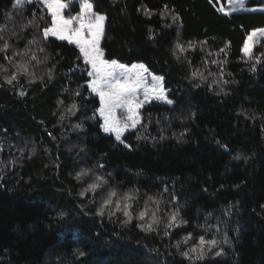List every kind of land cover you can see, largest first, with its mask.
Instances as JSON below:
<instances>
[{"label":"trees","instance_id":"1","mask_svg":"<svg viewBox=\"0 0 264 264\" xmlns=\"http://www.w3.org/2000/svg\"><path fill=\"white\" fill-rule=\"evenodd\" d=\"M89 1L105 17V59L164 76L175 103H146L141 124L116 141L100 129L79 49L54 37L29 45L37 28L21 31L30 20L51 24L46 7L0 0V35L10 44L0 52V264H264V38L242 52L264 27V0L230 10L228 0ZM26 50L41 63L14 55ZM25 61L35 75L7 84L3 77ZM81 169L92 173L77 180ZM95 175L135 194L130 222L114 205L97 215L100 194L80 195ZM149 196L165 211L175 196L185 223L141 230L137 214ZM201 235L215 236L223 254L182 256Z\"/></svg>","mask_w":264,"mask_h":264},{"label":"snow or ice","instance_id":"2","mask_svg":"<svg viewBox=\"0 0 264 264\" xmlns=\"http://www.w3.org/2000/svg\"><path fill=\"white\" fill-rule=\"evenodd\" d=\"M33 0H13L14 6L19 7L23 3H32ZM51 15V24L47 26H40L37 21H28L21 27V31L28 27L37 28V35L33 37V40L29 41V45H47V42L51 37L58 40L68 41L70 44H75L79 49L80 57L83 58L85 65L89 66L86 71L89 80L86 81L88 89L99 96L100 107L96 109L103 122L100 124V129L104 133L113 134L116 141L124 143L122 135L129 128L135 129L138 124H141V117L139 116L138 109L143 104L148 103L150 100L163 101L166 104L172 105L175 102L168 98L167 89L164 87V76L151 75L148 68L144 64H133L131 68L120 64L117 60L104 59V51L100 47V39L103 35V22L105 17L92 10L93 6L89 3V0H81V10L75 17L65 19L61 15V11L67 7L62 0H40ZM42 19V18H38ZM78 27H73L77 25ZM5 30L4 26H0V32ZM260 34L264 35V29L259 30ZM17 33L13 32L12 35ZM257 35L256 32L251 33L246 39L242 51L248 55L252 51V46L249 41H253ZM0 40L3 41L0 52L7 51L10 48L9 42L0 35ZM191 46V45H190ZM181 53L185 51L184 47L180 44L176 45ZM45 47H38L37 51L44 52ZM175 51L173 55H175ZM14 55L28 56V50L23 53L17 52ZM9 59V57H5ZM47 59V57H45ZM28 60L36 61L37 64L41 63L35 52H32L28 56ZM213 63H215L213 61ZM15 70L10 75H5L3 79L7 84H12L21 75L34 76L35 73L29 72V63L25 61L14 66ZM151 75V86L146 84V75ZM199 75L198 72H193L190 79H194ZM203 78V77H202ZM213 83H217L214 81ZM196 86V85H194ZM209 90H212V85H208ZM143 89L144 99H138V91ZM221 92L223 88L221 87ZM21 95L24 93L21 92ZM227 94V93H225ZM80 95L79 92L76 93ZM76 109V105L73 104L69 111ZM121 109L126 111L127 115L123 119L117 118V110ZM63 118V116L61 117ZM143 126V125H142ZM80 128L81 125H76ZM51 135V134H50ZM163 138V137H162ZM219 143V141H217ZM130 147V145H125ZM225 148L227 146H224ZM234 159H240L239 156ZM247 159V158H245ZM98 168H103L104 165H97ZM92 173V169H81L76 173V179L80 180L83 177H87ZM109 180L103 175H95V179L87 184V187L80 193L84 196L86 193L91 192L93 194H100L102 196V202L97 209V215H103L105 208H111L113 205L116 210L123 212L126 219L123 223L127 224L132 219L131 201L135 199L134 193H124L120 195L115 188H108ZM108 189L106 193L104 189ZM167 191V189H165ZM176 197L172 196L170 203L172 208L169 211H165L160 207L161 202L154 197L149 196L145 202V207L137 214V219L142 221L138 225L141 230L145 232H152L156 230V226L163 224L165 220L166 229L173 228L179 223H185V221L179 219L180 211L175 208L173 202L176 201ZM149 202L156 205L155 208H149ZM114 212H109V215H113ZM226 212L225 215H229ZM63 215V213H61ZM201 227H204L201 225ZM218 230V229H217ZM207 232L208 229L206 228ZM168 231L165 230L164 235H168ZM192 239V234H187L183 241L186 243ZM227 243V240L224 241ZM220 241L213 236L211 239H207L204 235L199 236L198 242H196L188 251L181 252V255L185 258L193 261L203 260L207 254L213 253L217 256L223 254V248H220ZM179 247V242L177 244ZM219 249V250H217ZM84 255L83 252L80 253Z\"/></svg>","mask_w":264,"mask_h":264},{"label":"rangeland","instance_id":"3","mask_svg":"<svg viewBox=\"0 0 264 264\" xmlns=\"http://www.w3.org/2000/svg\"><path fill=\"white\" fill-rule=\"evenodd\" d=\"M38 1H40V0H38ZM62 2L63 3H65L66 5H67V7L65 8V9H63L62 11H61V15L65 18V19H68V18H70V17H75V16H77L78 15V13H80V10H81V0H62ZM245 2V0H228L227 1V9H240V8H242L243 7V3ZM73 3H77V5H78V9H73V7H72V5H73ZM89 3H91L92 4V6H93V3L91 2V1H89ZM47 9V8H46ZM258 9H264V5H262V6H260V7H258ZM92 10L94 11V12H96V13H98V14H100V15H103L104 16V14H102V13H100V12H97L95 9H94V6H93V8H92ZM47 11H48V9H47ZM73 27H78V24L77 25H73ZM103 27H104V22H103ZM261 29H264V27H259V28H256V29H253L250 33H249V35L251 34V33H253V32H256L257 33V35L254 37V43L257 41V40H259L260 38H264V35H262V34H260V31L259 30H261ZM248 35V36H249ZM247 36V37H248ZM246 37V38H247ZM101 38H102V36H101ZM66 42H68V41H66ZM254 43H253V41H249V44L252 46V49H253V45H254ZM100 44H101V39H100ZM73 45H75V44H73ZM76 46V45H75ZM244 46V45H243ZM101 47V46H100ZM243 48V47H242ZM243 52V51H242ZM244 53V52H243ZM245 54V53H244ZM104 59H105V57H104ZM107 60V59H106ZM120 63V62H119ZM120 64H123V65H125V66H127V68H131V66L133 65V64H141V63H132V64H125V63H120ZM89 67V66H88ZM149 73L151 74V75H156V74H154V73H152L151 71H149ZM146 75V84L150 87L151 86V75H149V74H145ZM157 76H159V75H157ZM165 87V86H164ZM95 94V93H94ZM167 94V93H166ZM97 97H98V99H99V96L97 95V94H95ZM137 95H138V99L139 100H143L144 99V95H143V89H141V90H139L138 91V93H137ZM151 101V100H150ZM149 101V102H150ZM145 104H143L142 105V107L144 106ZM99 107H100V100H99ZM98 107V108H99ZM142 107H140L139 109H138V113H139V116H140V111H141V108ZM98 114V116H99V113H97ZM117 118L118 119H123V117L124 116H126L127 115V113H126V111H124V110H121V109H118L117 110ZM100 117V116H99ZM101 118V117H100ZM101 121L103 122V120H102V118H101ZM130 129H132V128H129L128 130H130ZM127 130V131H128ZM126 132V131H125ZM124 132V133H125ZM123 133V134H124Z\"/></svg>","mask_w":264,"mask_h":264}]
</instances>
